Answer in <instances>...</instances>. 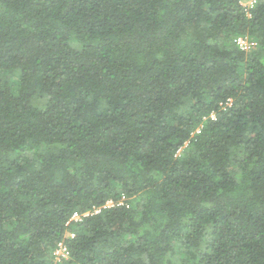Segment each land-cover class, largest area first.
Here are the masks:
<instances>
[{"label": "trees", "instance_id": "obj_1", "mask_svg": "<svg viewBox=\"0 0 264 264\" xmlns=\"http://www.w3.org/2000/svg\"><path fill=\"white\" fill-rule=\"evenodd\" d=\"M0 264H264V0H0Z\"/></svg>", "mask_w": 264, "mask_h": 264}, {"label": "built area", "instance_id": "obj_2", "mask_svg": "<svg viewBox=\"0 0 264 264\" xmlns=\"http://www.w3.org/2000/svg\"><path fill=\"white\" fill-rule=\"evenodd\" d=\"M235 41H236L238 47L243 51H248L251 48L256 46L255 42L249 41L246 37H242V36L237 37L235 39ZM199 133H200V130H197L196 134H199ZM119 205H121V204H119ZM107 207H113V202L107 201V203L103 207L95 208V209H93V212H91V213L86 212L85 214H79V213L75 212L72 214V216L69 219V221L67 222V224L72 223V222L73 223L80 222L83 217H87L89 215L99 214L102 209L107 208ZM71 237H72V235H71ZM55 256H56L57 262H61V261H64L67 259L68 252H67L66 247L62 243L58 245L57 250L55 251Z\"/></svg>", "mask_w": 264, "mask_h": 264}, {"label": "clouds", "instance_id": "obj_3", "mask_svg": "<svg viewBox=\"0 0 264 264\" xmlns=\"http://www.w3.org/2000/svg\"><path fill=\"white\" fill-rule=\"evenodd\" d=\"M237 37H239V36H237ZM237 37H236V38H237ZM236 38H235V39H236ZM255 43H256V42H255ZM256 46H257V44H256ZM256 46H255V47H256ZM255 47H253V48H255ZM253 48H251V49H253ZM251 49H250V50H251ZM198 130H199V129H198ZM196 131H197V130H196ZM196 131H195L194 135H198V134H196ZM199 134H200V133H199ZM187 145H188V142H187Z\"/></svg>", "mask_w": 264, "mask_h": 264}, {"label": "rangeland", "instance_id": "obj_4", "mask_svg": "<svg viewBox=\"0 0 264 264\" xmlns=\"http://www.w3.org/2000/svg\"><path fill=\"white\" fill-rule=\"evenodd\" d=\"M66 237H71V233H68V234L66 235Z\"/></svg>", "mask_w": 264, "mask_h": 264}]
</instances>
